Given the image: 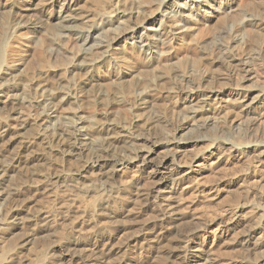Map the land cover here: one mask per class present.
<instances>
[{"label": "bare ground", "instance_id": "6f19581e", "mask_svg": "<svg viewBox=\"0 0 264 264\" xmlns=\"http://www.w3.org/2000/svg\"><path fill=\"white\" fill-rule=\"evenodd\" d=\"M180 1L160 0L162 8L159 16L165 22L158 30L142 28L144 33L138 30V26L127 25L130 15L117 10L102 15L98 23L80 27L82 22L89 23L90 20L88 15H82L80 0H21L20 3L0 0V10L15 8L20 28L32 29L36 33L42 31L44 25L51 31L50 21H57L62 32L74 38L82 55H95L90 63L78 65L87 74L92 72L95 63L108 57L120 68L126 61L122 52L124 45H131L134 53L138 51L139 58L146 65L159 54L162 56L164 53L157 51L159 45L167 46L194 25L192 15L182 14L179 20H171L178 15L176 8L180 7ZM185 1L207 16L211 13L239 14L236 0ZM121 2L116 0L114 5ZM29 16H36L38 22L30 20ZM246 22L251 27L264 28L254 19ZM189 24L192 26L186 27ZM96 33L104 41L99 39L91 43L96 39ZM133 34L137 35L134 37L136 43L129 44L128 40L133 41ZM113 44H117L118 48L113 49L114 54L110 55ZM226 59L229 63L237 61L245 74L242 80L252 78L247 61L233 54ZM129 60H133V56ZM134 72L135 67H129L127 72H120V77L115 78L120 80L122 75L131 77ZM197 88L194 92L188 91L189 95L185 97V103L196 101L198 106L184 120L195 118L205 111L204 104L224 94L222 91L207 90L197 95ZM234 92L238 102L237 112L243 123L241 131L237 128L234 140L224 138L221 132L215 131L197 134L202 124H192L195 133L190 136L156 140L143 137L144 133L131 134L113 124L99 129L101 136H90L88 132L97 129L93 130V125L92 129H88L82 116H58L63 103L68 99L77 102L78 97L61 96L42 86L35 102L38 109L35 118L42 123L39 124L42 125L41 136L50 137L52 134L46 124L51 118L58 119V130L62 134L60 139L67 145V156L75 157L77 153L90 151L89 160L87 158V162L82 164L84 171L102 176L111 184L117 183L122 170L133 169L139 173L140 181L133 194L119 183L116 190L104 199L99 197L96 202L101 206L105 222L88 235L77 233L68 238L60 257L53 262L42 252H36L34 246L31 247L39 235L52 232L55 227L52 217L37 212L31 219L28 218L31 234L19 248L29 247L27 250L35 251L30 264H151L156 258H161L159 264H264V86L238 88ZM5 95L0 98V110H7V119L15 123L12 126L23 130L29 116L20 113L19 100L15 102ZM147 108L148 101L139 98L136 109L143 111ZM140 116L136 115L134 122L140 121ZM210 121L207 119L203 123L206 129L212 125ZM9 126L0 127L1 145L11 146L16 142L17 135L11 132L13 129ZM140 142H147L150 146L137 148ZM122 143L125 148L135 150L132 157L115 155L118 149H122L117 145ZM14 156L7 162L0 161V220L7 231L19 226L20 212L36 202L46 189H52L43 182L38 187L16 188L12 183V173L21 153ZM131 194L135 197L133 201L129 198ZM121 201L122 204H118ZM200 204L205 207L204 212L198 214L195 209ZM209 204L220 206L208 213L205 210ZM129 205L133 207L129 209ZM67 216L68 212L64 218ZM120 217L128 219L129 225L121 224L118 221ZM127 229H130L129 233ZM238 251L242 256H233ZM136 252L140 254L138 257ZM12 255L3 253L0 264L13 262L15 258Z\"/></svg>", "mask_w": 264, "mask_h": 264}, {"label": "rangeland", "instance_id": "374dc122", "mask_svg": "<svg viewBox=\"0 0 264 264\" xmlns=\"http://www.w3.org/2000/svg\"><path fill=\"white\" fill-rule=\"evenodd\" d=\"M115 1L80 0V11L83 16L88 15L90 20L79 26L98 23L102 15L114 10L129 14L131 18L126 24L140 27L138 30H158L160 24L165 22L159 16L162 8L159 6L160 0H122L120 5H114ZM236 2L238 15L211 13L207 16L191 3L189 5V2L182 0L178 3L180 7L176 8L178 15H174L171 20H179L182 14L192 15L194 25L167 46L159 45L157 51L164 53L162 56L159 54L146 65L139 58L138 51L134 53L131 45H124L122 52L126 61L120 68L108 57L95 63L92 72L87 74L78 65L90 63L95 55H82L74 38L65 35L57 21H50L51 31L44 25L43 30L36 33L32 29L20 28L15 8L0 10V98L6 94L11 100L20 101V113L29 116L25 128L21 130L14 128V121L7 119V110H0V127L10 125L13 129L11 132L17 135L16 142L11 146L0 144V161L7 162L21 153L12 173L14 186L29 189L43 182V185L52 188L46 189L36 202L19 213L17 222L20 221V224L15 230H5L0 220V256L12 253V258H15L7 264H30L35 251L42 252L52 262L58 259L68 238L77 233L88 235L105 222L101 206L96 202L99 197L104 199L114 192L119 183L133 194L134 187L140 181L139 173L133 169L122 170L116 179L117 183L111 184L102 176L84 171L82 164L91 156L90 151L77 153L75 157L67 156V145L61 143L60 139L62 134L58 130V119L51 118L46 124L52 135L48 138L41 136L42 125L39 124L42 123L35 118L38 111L35 102L40 95V88L43 86L61 96H77V102L68 99L60 106L58 116H82L88 129H92V125L93 130L97 129L88 132L93 137L101 136L98 130L113 124L131 134L144 133L143 137L166 140L180 135L190 136L195 133L192 124H202L197 134L215 131L221 132L224 138L234 140L237 128H243L234 90L264 86V28L251 27L246 22L254 19L264 27V0ZM29 19L38 22L36 16H29ZM189 26L192 25H186ZM144 29L141 33L145 32ZM131 36L133 41L128 40V43H136L134 40L137 35ZM102 38L97 35L91 43ZM110 48L111 55L114 54L113 49L118 47L113 44ZM231 54L247 61L248 69L253 73L250 80H242L245 74L237 61H227V56ZM129 56H133V60L130 61ZM129 67H135L131 77L122 75L120 80L115 78L120 72H127ZM196 87H199L197 95L207 90L222 91L225 95L212 98L208 104H204L205 111L191 120H184L198 106L196 101L185 103L188 91L194 92ZM139 98L148 101L146 110L136 109ZM138 114L141 115L140 121L134 122ZM206 118L211 119L212 123L207 129L203 125ZM138 144L137 148L150 146L147 142ZM117 146H122V149H118L116 156H133L135 150L125 148L124 143ZM129 198L131 201L135 199L133 195ZM136 203L140 204L138 201ZM118 204H122V201ZM219 206L209 204L205 212H214ZM132 207L129 205V209ZM204 207V204L198 205L196 213H203ZM37 212L51 216L55 227L52 232L39 235L31 246L35 248L33 253L27 250L29 247H19L31 234L28 218L31 219ZM66 212L68 216L64 218ZM118 221L129 225L128 219L122 220L120 217ZM126 232L129 233L130 229ZM136 253L138 257L140 254ZM233 256L241 257L242 253L238 251ZM160 262L161 258H156L150 263Z\"/></svg>", "mask_w": 264, "mask_h": 264}]
</instances>
